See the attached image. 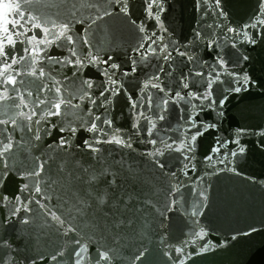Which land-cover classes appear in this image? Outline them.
Masks as SVG:
<instances>
[{
  "label": "water",
  "instance_id": "1",
  "mask_svg": "<svg viewBox=\"0 0 264 264\" xmlns=\"http://www.w3.org/2000/svg\"><path fill=\"white\" fill-rule=\"evenodd\" d=\"M18 2L23 3V0ZM88 2L91 3L93 0ZM259 2L264 0H221V7L227 13L225 19L216 15L218 9L213 7L214 0H207L208 7L205 10H202V6L197 4L196 0H164L161 23L168 29L166 33L148 16V0H127L126 15L118 12L120 5H112L113 15L105 16L92 25L89 33L90 47L79 42L77 48L82 49L85 54L89 51L94 54L98 52L101 61L110 58L111 63L119 65V68L110 70L116 84H111L104 75L105 67L110 68V65L103 63L87 65L82 72H77L73 77V67L61 68L59 64L49 65L45 61L43 65L45 71H51L53 76L62 81L63 87L68 89L65 97H69L77 89H83V92L77 94L90 93V99L73 100V104L80 105L79 109L62 106L61 116H52L47 122H42L45 131L40 133L42 137L40 141H35L33 138L35 129L33 132L27 130L21 132L13 131L11 125L4 126L13 134L14 139L11 151L3 157L9 170L2 191L10 197L29 194L19 192L20 186L26 181L18 173L30 167L35 162L32 159L34 157H40V162L47 160V166L53 170L69 156L86 165L92 164L97 167L100 166L97 163L98 158L103 157L104 160L100 163L111 164L112 171L120 172L126 177L127 172L120 165L112 163L123 160L126 166L138 169L143 177L151 181V184L133 183L120 177L117 178V184H125L130 191L137 193L138 200L133 201V205L140 208L144 216L154 219V222L145 239L135 238L120 242L123 259L113 261V264H128V260L135 255L137 249L144 246L149 249L148 264H171L168 256L165 255L168 246H180L185 242L186 251L193 253L186 260V264H264V147H262L264 137L254 134L264 130V33L259 29L253 30L258 34L257 43L252 45L244 42L243 35L227 31L228 27L243 28L253 22L259 16L257 12ZM25 11H31L33 15L40 16L46 21L57 23L71 21L74 25V34H82L83 27L91 23L96 15V9L87 7L82 0H33L30 8ZM73 13H75L74 17ZM84 18H87L85 25L76 23V20ZM133 21L136 23L133 24ZM141 25L146 28V32L138 31ZM207 25H212V28H208ZM218 25H226V27L222 28ZM153 32L157 34L158 43L153 45L157 51L154 55L142 56L141 52L144 49L138 51V45L145 42L142 37L151 36ZM197 32L201 34L199 38L196 36ZM161 37H163L162 41ZM213 39L216 42L215 46H210ZM165 44L169 45L168 51L172 53L173 59H161L164 53L159 49ZM23 47L17 43L15 52L23 55ZM177 47L195 56L199 63L190 62L186 57L176 55L173 49ZM50 54L63 57L68 55V52L64 48L53 46ZM243 55H247L249 59L242 60ZM218 58L225 61L230 71L248 73L255 84L239 94L225 93V89L234 85L231 83V77L222 75L221 82L214 87V99L218 101L224 94H227L229 99L223 106L217 103L211 110L204 109L202 116L196 118L197 122L203 120L205 123H216L217 127L204 131L203 135L193 142L194 152L189 155H194L195 159L189 163V169L194 164L195 170H190L185 176L181 168L182 164L188 161L183 160L181 153L169 151L156 158L148 154L154 152L157 147L163 149L164 145L160 144L161 139L167 142L175 139V144L178 146L184 134H195L196 129L190 128L185 119L180 118L182 115L186 116V113L178 111L182 107L190 109L191 106H186L183 102L177 105L169 104L165 114L166 119L160 121L157 116L160 110L154 106L151 110L140 107L138 111L132 108L131 104L139 101L143 105L142 97L145 94L151 95L155 103L159 102L160 94L156 89L149 87L141 91L154 76H158L159 81L153 82L160 83L166 92L168 89L180 90L182 94L188 91L203 92L202 78L195 76V73L207 74ZM133 61L136 62L135 65ZM205 61L207 63H204ZM28 63L30 60L14 67L23 73ZM161 68L163 72L159 71ZM190 70L192 74L189 76ZM64 76H68L69 79L64 80ZM182 76H189V89L179 88ZM83 79H90L93 88L87 89L82 85ZM20 80H24V84H20ZM17 81V87L21 91L25 88L32 91L33 96H26L29 101L35 99L39 88L45 82L51 85V81L39 80L23 74L17 77ZM105 88L112 91L105 92L104 96H101L99 93ZM9 94L15 95L11 91ZM39 94L41 98L47 95L49 99L55 95L52 92ZM93 100L95 103L91 102ZM11 103L12 101H8L0 104V119L14 115L16 111L14 109H9L7 113L4 111L5 104ZM199 103L200 101L196 99L192 100V104ZM44 107L41 105L37 111H41ZM217 112H222L223 115L217 116ZM141 113L147 117L149 123L140 120ZM97 116L101 121H111V125L96 121ZM138 120L140 127L133 129V123ZM150 121H155L157 124L152 136L145 131V127H151ZM92 122L97 123L103 135L86 131ZM52 124H56L57 127L52 128ZM66 124L77 129L74 135H70L67 131L63 133L59 131V127ZM176 129L178 131H175ZM236 129L246 130L240 137V144L246 148V153L237 157H226L225 153L230 150L235 151L238 147L230 142L236 139ZM48 131H51L50 136L47 135ZM8 132L0 134V142H9ZM114 135L125 139L131 147L102 143L95 145L101 149V152L93 154L83 144L85 139L94 142L95 138L111 139ZM61 137H69L72 144L65 146L63 150L56 147L49 149L48 146L56 145ZM217 138L223 140L227 147L220 153H213L211 149L217 146ZM151 140H157V144H151ZM210 155L213 156L212 161L207 160ZM49 157H53L54 160ZM155 159H158L164 167L160 168L155 163ZM220 160H224V163L221 164ZM232 169L236 171L233 172ZM173 172L177 175L170 178ZM175 187L179 188V192L174 191L169 198L179 203L172 206L166 217H159L155 208L162 207L165 192ZM155 189L164 191L156 192ZM201 192L203 196L200 195ZM148 200L152 201L151 205L145 203ZM55 203L53 198L50 204ZM31 207L35 208L36 205L33 203ZM194 209L197 210L195 216L192 215ZM5 212L4 208H0V218L5 216ZM18 220L19 217L0 228V238L12 245L11 249H0V254L6 253L17 258L20 264H31L36 254L37 238L43 246L42 251L49 252H54L62 242L68 240L65 237L62 241L61 237L51 229L45 235L38 228L21 225ZM161 221L167 226L166 229L159 227ZM40 222L42 221H37ZM21 229H25L23 234ZM201 230L206 236L197 239L194 233H199ZM245 232L251 234L245 235ZM69 236L75 238L76 234L70 233ZM202 245L209 246V250L201 253ZM95 249V244H89V252L92 256L96 254ZM69 254L66 250L65 257ZM38 264H49V262L46 259L43 262L38 261ZM67 264H72V260L69 259Z\"/></svg>",
  "mask_w": 264,
  "mask_h": 264
},
{
  "label": "snow or ice",
  "instance_id": "2",
  "mask_svg": "<svg viewBox=\"0 0 264 264\" xmlns=\"http://www.w3.org/2000/svg\"><path fill=\"white\" fill-rule=\"evenodd\" d=\"M33 0H23V3L13 2V0H0V104L8 101H12L11 104H5L4 111L7 113L9 109L16 110L14 115L7 119H0V134L8 132V128L4 127L11 125L13 131H25L33 132V138L35 141L42 139L40 133L45 131L42 127V122H47L52 116H61V110L63 107H71L79 109V104H73V100L83 101L86 98L90 99V93H83V89H77L75 93L70 94L69 97H65V93L68 92L66 87H63L62 81L58 80L52 75L51 71L46 72L44 62L49 65L59 64L61 68L71 66L74 68L72 76H76L77 72H82L87 65H97L103 63L110 65L105 67L104 75L108 81L115 85L116 81L112 79L111 69H117L120 66L111 63V59L101 61L98 52L96 54L91 51L86 54L82 49L77 48V44L82 42L83 45H89V33L92 29V25L96 24L98 20H102L105 16L113 15L112 5H120L118 12L122 14L128 13L127 0H93L89 3L88 0H82V3L89 8L96 9L95 18L91 20V23H87L86 27H83L82 34H74V25L69 22L57 23L56 21H46L40 16L33 15L31 11H25L30 8ZM196 3L202 6V10L207 9V0H196ZM213 7L218 9L216 15L227 18V13L221 7V0H214ZM164 11V0H148L147 13L155 22H157L161 29L166 33L168 29L161 23V13ZM257 12L259 16L243 28H231L228 27L227 31L235 33L237 35H243L244 42L255 45L257 43V32L253 31L259 29L261 33H264V2H259ZM75 13H73V17ZM87 18L76 20V23L85 25ZM133 24L136 22L133 21ZM220 27H226V25H218ZM208 28H212V25H207ZM141 33L146 32V28L141 25L138 28ZM200 33L197 32L196 36L199 38ZM75 36V38H74ZM157 34L152 33L151 36L142 37L145 41L138 45V51L144 49L141 52L142 56L154 55L157 51L153 45L158 43L156 39ZM23 37V39H18ZM163 40V37L160 38ZM20 43L23 47V55L15 52V46ZM215 40H211L210 46H215ZM55 46L57 48H64L68 52V55L63 57H57L50 54V49ZM235 48V44L232 45ZM169 45L165 44L159 49L164 55L161 59L170 60L173 59L172 53L168 51ZM173 51L176 55L186 57L188 61H197L196 57L185 51H181L178 47ZM242 60L247 61L249 57L243 55ZM30 60L23 70V73L16 70L14 66ZM135 65V61L132 62ZM204 63H207L206 61ZM217 67L219 70H217ZM135 70V68H133ZM163 72V68L159 69ZM27 75L39 80L51 81V85L44 83L36 94L33 101L26 99L33 96L32 91L25 88L21 91L17 87V77L21 75ZM171 73L169 72V75ZM189 71V76L191 75ZM127 75V73H125ZM222 75L231 77V83L234 86H230L225 89V93H236L249 90L250 86L255 84V81L249 76L248 73H237L230 71L225 61L222 58H218L215 64L212 66V70L207 74L203 72H196L195 76L202 78L204 86L203 92L188 91L184 94L180 90H166L161 87L160 83L153 82L159 81L158 76H154L153 80H149L144 85L143 92L147 88L156 89L160 94L158 103L154 102L151 95L145 94L142 99L143 105L139 101H134L131 107L139 111L140 107L151 110L154 106L159 109L157 113L158 120L163 121L166 119V113L168 111V105H177L183 102L184 105H190L191 108L182 107L178 111L180 113H186V116L182 115L180 118L185 119L186 123L190 125V128L196 129L195 134H184L183 138H180V143L177 146L175 139L172 142H167L163 139L160 140V144H163V149L157 147L156 150L148 155L151 157L163 156L166 152L175 151L179 152L183 156L184 161L181 171L185 176L189 174L190 170H195V165L189 169V163L195 159V156H190V153L194 152L193 142L203 135L204 131L215 129L216 123H205L203 120L197 122L196 118L202 116L204 109L211 110L215 104L223 106L229 99L227 94H224L218 101L214 99V87L221 82ZM189 76H182L179 88L189 89ZM206 76V79H204ZM68 76H64V80H68ZM20 84H24V80L19 81ZM82 85L87 89L93 88V82L90 79H83ZM8 86H11L10 88ZM14 92L15 95H10L9 92ZM111 89L105 88L99 94L104 96L105 92H111ZM119 91V89H117ZM40 92H52L55 95L49 99L46 95L44 98L40 97ZM196 99L200 101L199 104H192V100ZM18 101V102H16ZM95 103V101H91ZM41 105L45 107L41 111ZM89 115L91 112L89 110ZM217 116H222V112H217ZM82 119L81 117H77ZM96 121H101L99 116L95 117ZM140 120H144L149 123L147 117L140 115ZM102 124L106 123L111 125V121H101ZM151 127H145V131L149 136L154 135L157 128L155 121H150ZM56 124H52V128H56ZM83 127V125H81ZM133 129L140 127L139 120L132 125ZM201 129L203 131H201ZM60 132H69L70 135H74L77 131L75 127L70 124H66L63 127H59ZM89 133H97L103 135V131L98 127L97 123L92 122L91 126L86 129ZM175 131H178L176 129ZM245 129H236V139L230 141L232 144L238 146L235 151H228L225 156L237 157L240 154L246 153V148L240 144V137L245 134ZM260 137H264V130L259 131ZM47 135H51V131L47 132ZM8 143L0 142V208L6 210L5 216L0 218V228L6 223H11L15 218L19 217L18 223L23 226H30L38 228L48 234V230L51 229L58 236L63 238L67 237V242H62L60 246L54 251H42L43 246L39 243L37 238V244L35 247V256L31 260V264H38L46 259L49 264H67L69 259L72 260V264H113V261H120L123 259L120 248L121 241L132 240L140 238L141 240L147 237V234L151 228L154 219H149L143 215L141 209L133 205V201L138 200L137 193L130 191L125 184H117V178L122 180H130L133 183L151 184V181L143 177L138 169L131 166H126L123 160L113 161L112 163L120 165L124 171L127 172V176L124 177L122 173L112 171L111 164H103V157H99L97 163L99 167L92 164H84L79 160H75L69 156L63 163L57 164L53 170L47 166V160L40 162V157L32 158L35 162L27 168H24L22 172L18 173L24 182L20 188V193H29L28 195L21 196L17 194L14 197L6 195L2 191L3 183L9 166L3 160V157L8 154L12 147V140L14 136L11 132H8ZM115 144L121 147H131L123 138L113 136L111 139L101 140L95 138L94 142L90 139L83 141L84 146L90 153L96 154L101 152L100 148L95 147L97 144ZM151 144L156 145L157 140H151ZM72 140L69 137H61L56 145H49V149L56 147L59 150H63L65 146H70ZM217 146L211 149L213 153H220L222 149L227 147V144L219 138L216 141ZM264 147V145H262ZM53 159V157H49ZM213 156H208L207 160L212 161ZM221 164L224 160L219 161ZM155 163L163 168L164 165L159 163L158 159H155ZM235 172V169H232ZM177 173L170 174V178H174ZM156 192L164 191L162 189H155ZM179 192V188H169L164 195L162 207L155 208V212L159 217H166L167 212L172 210V206L179 203L175 199H170L173 192ZM203 196V192L200 193ZM55 198L56 203L51 205L50 202ZM160 203V201H157ZM36 207H31L32 204ZM147 204H152L151 200L145 201ZM22 213L30 214L22 216ZM131 213L132 215H127ZM197 210L194 209L192 215L195 216ZM42 221L37 223V221ZM159 227L167 228V226L161 221ZM25 229H21L23 234ZM256 231V229H252ZM70 233H75L76 237H70ZM83 233V234H82ZM245 235L251 233L245 232ZM197 239H203L206 233L201 230L199 233H194ZM236 237H233L235 239ZM163 239V237H162ZM195 242V241H193ZM89 244L96 245V254L92 256L89 252ZM115 245V246H113ZM12 245L8 241H4L0 238V249H11ZM69 251V256L65 257V251ZM209 246L202 245L200 252H207ZM193 253L186 251V242L180 246H168V251L165 255L168 256L171 264H186V260ZM149 249L144 246L137 249L134 256L128 260V264H148ZM58 258H64L63 260ZM0 264H20V261L8 254H0Z\"/></svg>",
  "mask_w": 264,
  "mask_h": 264
}]
</instances>
